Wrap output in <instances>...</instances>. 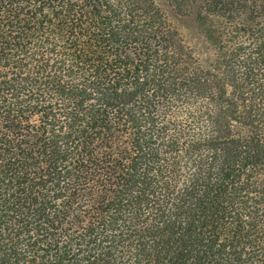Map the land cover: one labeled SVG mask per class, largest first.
<instances>
[{
  "label": "trees",
  "instance_id": "1",
  "mask_svg": "<svg viewBox=\"0 0 264 264\" xmlns=\"http://www.w3.org/2000/svg\"><path fill=\"white\" fill-rule=\"evenodd\" d=\"M0 264H264V0H0Z\"/></svg>",
  "mask_w": 264,
  "mask_h": 264
}]
</instances>
